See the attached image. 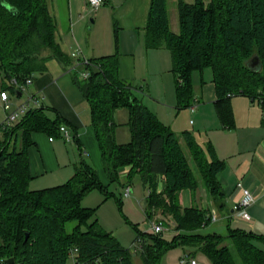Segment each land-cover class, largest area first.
<instances>
[{
	"label": "trees",
	"instance_id": "1",
	"mask_svg": "<svg viewBox=\"0 0 264 264\" xmlns=\"http://www.w3.org/2000/svg\"><path fill=\"white\" fill-rule=\"evenodd\" d=\"M150 1L145 46L169 51L178 109L195 102L192 73L210 68L213 105L222 128L234 127V96L257 101L264 110V0H195L193 4L176 0L177 33L170 29L168 0ZM55 30L45 0H0V91L16 96L8 85L11 79L24 84L31 75L44 73L49 60L66 62L55 42ZM254 56L260 61L258 71L248 68ZM89 61L99 70L87 68L89 77L75 76L73 82L89 105L109 184L103 185L81 159L64 184L30 190L27 150L33 144L32 133L60 138L59 128L67 123L57 113L48 117L47 111L53 109L39 106L12 125H0V264H8L9 259L12 264H134L137 253L142 264H159L176 245L201 251L212 264H264V251L254 244H264L261 235L229 226L224 235L199 234L213 223L211 211L194 203L199 183L219 210L224 207L217 174L225 164L212 146L203 149L190 132L178 136L163 125L136 99L131 84L118 78L116 54ZM118 109L128 113L130 141L125 144L115 139ZM261 124L264 128V116ZM125 167L130 169L128 184L136 174L147 188L146 220L156 218L177 233L171 242L160 234H138L141 249H126L92 219L95 210L81 205L94 190L104 198L114 196L109 185L120 183L119 173ZM158 179L165 184L162 191L157 190ZM184 190L193 197L187 208L180 202ZM115 200L121 210V200ZM68 223H75L70 232Z\"/></svg>",
	"mask_w": 264,
	"mask_h": 264
},
{
	"label": "crops",
	"instance_id": "2",
	"mask_svg": "<svg viewBox=\"0 0 264 264\" xmlns=\"http://www.w3.org/2000/svg\"><path fill=\"white\" fill-rule=\"evenodd\" d=\"M45 2L56 24L55 42L66 62L49 60L45 72L34 76L30 89L38 98V107L53 109L52 112L47 111L50 118H54L57 113L67 123L74 143L66 142L61 137L49 141L50 136L46 134L32 133L33 144L27 150L31 175L29 189L36 191L64 184L73 176L74 166L81 159L94 169L103 185L109 184L91 125L89 105L73 82L78 75L70 70L84 59L116 54L118 78L131 84L136 99L176 135L187 131L203 149L211 145L215 156L224 162V170L217 174L224 194L223 209L219 210L209 195L205 205V193L202 192L200 196L202 208L217 214V221L212 224L226 219L230 220L228 223L231 227L230 222L236 218L241 230L264 237V128L261 124L262 109L258 102L245 96L232 97L234 127L230 130L222 128L214 109L216 96L213 83L212 87L193 91L195 102L192 106L178 109L169 51L147 49L145 46L144 29L150 0H103L102 6L96 11L89 8L86 0ZM93 13L95 15L90 22L94 26L90 27L88 18ZM107 23L108 34L102 35L99 29L95 31V26L99 25L104 26L105 32ZM127 121L126 110L115 111V139L118 144L128 142L126 137H120L123 127L129 131ZM127 168L120 170L119 178L124 176ZM41 178L44 179L39 181ZM238 182L254 198V203L247 209L249 222L242 221L236 215L241 197L236 187ZM158 184V191H162L165 188L162 179H158ZM98 192H90L81 205L91 207L89 196L96 198L97 195L92 194L101 193ZM254 244L264 251L263 243Z\"/></svg>",
	"mask_w": 264,
	"mask_h": 264
},
{
	"label": "rangeland",
	"instance_id": "3",
	"mask_svg": "<svg viewBox=\"0 0 264 264\" xmlns=\"http://www.w3.org/2000/svg\"><path fill=\"white\" fill-rule=\"evenodd\" d=\"M195 0H184L185 3L193 4ZM167 11H168V18H169V25L171 31L174 33H177L179 30L178 27V17H177V11H176V0H168L167 3ZM93 13L89 18V26H94L90 19L94 16ZM109 24L107 23L105 26V32H104V26H95V31L99 29V33L102 35L108 31ZM108 34V33H106ZM79 80H81V75L77 76ZM212 71L210 68H205L203 71H194L191 75V85L192 90L194 92L200 91L201 87L207 88L212 87ZM31 90V89H30ZM29 88L25 91V96H27L30 93ZM25 96L21 98V100L16 98L12 99V104L17 105L24 101ZM48 117H50L49 113H47ZM6 118V113L3 111V109L0 107V124L4 122ZM126 127H123L122 130H120V137L124 138L125 140L130 141V134ZM127 142V141H126ZM127 142V143H128ZM71 144L74 143V141L70 142ZM130 169L127 168V172L119 178L120 183H112L109 185V191L113 193L114 196H111L109 198H104L101 193L99 194H92L97 195L96 198H93L94 196H89L91 207H87L91 210H95L94 216L92 219H96L98 224L101 226L103 230L106 232L112 234L116 238V240L121 244L122 247L126 249H131L132 245L136 242L138 234H149L154 235L151 232V226L158 220L156 218L151 219L150 221L146 220L145 214H144V202L145 198L147 197L148 191L147 188H144L141 180L138 175L132 174L131 178L129 180V184L127 181L128 175H129ZM196 177L198 178L197 174L195 173ZM44 178H41L39 181H41ZM61 184V183H60ZM128 184V185H127ZM159 185V184H158ZM54 186V185H51ZM129 186L131 189V193L128 198H125L123 196L124 187ZM157 190H159V187H157ZM205 191V192H204ZM202 192L204 194V200L205 205L207 201V190L203 187L201 183H199V186L194 194V199L190 193L189 190H184L180 193V202L182 207L187 208L190 207L192 204V199L194 200L195 204L197 203L199 207H203L201 204L200 196H202ZM115 198L121 200V210L115 200ZM84 201V200H83ZM86 205H83V207ZM237 215V214H236ZM228 221L230 220H222L218 221L215 224H210L208 227L201 229L199 231V234L206 235V234H219L224 235L227 231V226H229ZM236 218L234 221H231V229L236 230L240 229L242 227L237 226ZM75 225V223H68L66 225V231L70 232L72 227ZM165 230L160 234V236L163 238V240L171 242L172 237L176 236V232L173 230H168V227L164 224ZM241 230V229H240ZM159 235V234H158ZM189 255L188 259L195 261L196 264H212L210 260L199 250L193 248V247H181L180 245H176L170 249H168L161 257L159 264H179V261L185 256ZM134 264H142L140 260V253H137L136 256L133 258Z\"/></svg>",
	"mask_w": 264,
	"mask_h": 264
},
{
	"label": "built area",
	"instance_id": "4",
	"mask_svg": "<svg viewBox=\"0 0 264 264\" xmlns=\"http://www.w3.org/2000/svg\"><path fill=\"white\" fill-rule=\"evenodd\" d=\"M88 3L89 8L92 11L98 10L103 4V0H86ZM93 71H98V67L94 64H92L89 60H82L79 61L72 69L70 70L72 73L81 75V80H86L89 77V71L88 69ZM34 81V76L31 75L29 79L25 81L24 84H19L15 78L11 79L8 82V85L12 88H14V91H18L20 93V96H15L14 94H10L8 91H0V107L3 109V111L6 113V118L2 124L5 126L12 125L13 123L17 122L22 116H24L29 110L37 108L38 107V98L34 93L31 92L30 87L32 86ZM29 88L30 93L25 96V91ZM25 96L24 101L21 103L14 105L12 104L11 98H16L21 100ZM262 115L264 116V110H262ZM0 124V125H2ZM3 128H0V135ZM59 134L61 139H63L66 142L73 141L69 128L65 125H61L59 128ZM53 138H49V141H52ZM236 187L240 190L241 197L237 203V216L242 220L249 222L250 216L247 212V209L254 203V198L251 194V192L247 189H244L242 187L241 182H238ZM130 188L125 187L123 196L128 197L130 195ZM212 222L217 221V214L212 213ZM165 226L162 224V222H155L151 226V232L155 235L161 234L164 232ZM141 240L137 239L136 242L132 245V250L134 252L139 251L141 249ZM179 264H195V261L189 260L188 256L185 255L180 261Z\"/></svg>",
	"mask_w": 264,
	"mask_h": 264
},
{
	"label": "water",
	"instance_id": "5",
	"mask_svg": "<svg viewBox=\"0 0 264 264\" xmlns=\"http://www.w3.org/2000/svg\"><path fill=\"white\" fill-rule=\"evenodd\" d=\"M248 68L252 71H258L260 69V61L259 58L257 56H254L249 62H248ZM16 95L19 97L20 93L18 91H16ZM27 237V235H26ZM8 264H12L13 263V259H9L7 261Z\"/></svg>",
	"mask_w": 264,
	"mask_h": 264
}]
</instances>
